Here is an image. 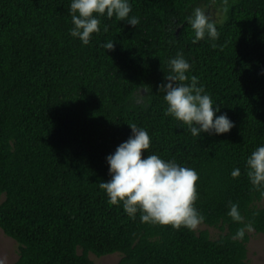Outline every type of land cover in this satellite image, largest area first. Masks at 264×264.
<instances>
[{
  "label": "trees",
  "instance_id": "1",
  "mask_svg": "<svg viewBox=\"0 0 264 264\" xmlns=\"http://www.w3.org/2000/svg\"><path fill=\"white\" fill-rule=\"evenodd\" d=\"M70 2L0 0V228L19 244L15 264H96L91 254L116 253L119 264H250V231L264 234V188L246 168L264 144V0H130L140 23L101 17L88 45L69 34ZM197 7L217 40L193 42L186 17ZM178 52L191 65L185 83L197 77L234 122L228 133L193 137L165 116L159 86ZM132 123L150 136L143 156L198 173L194 207L218 239L108 204L106 157ZM232 203L240 223L227 215Z\"/></svg>",
  "mask_w": 264,
  "mask_h": 264
},
{
  "label": "clouds",
  "instance_id": "2",
  "mask_svg": "<svg viewBox=\"0 0 264 264\" xmlns=\"http://www.w3.org/2000/svg\"><path fill=\"white\" fill-rule=\"evenodd\" d=\"M131 11L130 0H71L68 12L72 27L69 34L79 38L82 45H88L92 35L100 32L101 17L111 19L115 16L118 21H126L128 25L136 27L140 20L137 16H130ZM186 21L194 32V43L205 38H219L216 23L201 8H194ZM101 47L113 50L115 45L113 41H107ZM168 67L169 72L164 77L166 83L159 86L167 105L165 116L178 121L181 127L186 125L193 137H199L202 133H228L234 127V122L227 114L217 115L220 107L213 103L202 86H198L197 77L192 76L190 83H185L189 80L186 74L191 65L183 53L178 52L170 58ZM128 125L132 133L130 137L106 157L111 178L99 183L100 189L108 197V204L122 205L124 212L132 219L140 213L141 222L171 225L177 230L181 227L195 229L204 221V216L194 207L198 196V173L175 161L164 160L157 154L143 156L150 149V136L135 123ZM246 168L253 187L264 188V144L246 159ZM239 175V168L231 172L233 178ZM227 215L233 222L243 221L236 203L230 204ZM245 229L250 231L251 225L238 229L233 239H243Z\"/></svg>",
  "mask_w": 264,
  "mask_h": 264
},
{
  "label": "rangeland",
  "instance_id": "3",
  "mask_svg": "<svg viewBox=\"0 0 264 264\" xmlns=\"http://www.w3.org/2000/svg\"><path fill=\"white\" fill-rule=\"evenodd\" d=\"M4 198L1 200L3 202ZM198 231L209 230L213 239H218L222 234L219 229L209 228L206 225L199 224ZM250 242L248 243V261L250 264H264V234H257L250 231ZM19 244L12 238L5 235L0 228V264H15L19 259ZM96 264H119L122 255L119 253L98 258L90 255Z\"/></svg>",
  "mask_w": 264,
  "mask_h": 264
}]
</instances>
